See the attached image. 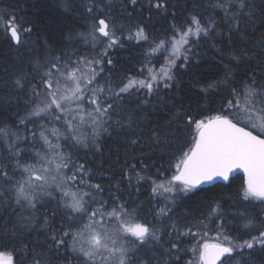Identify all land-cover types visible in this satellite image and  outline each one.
<instances>
[{
    "label": "snow or ice",
    "instance_id": "6c2138e0",
    "mask_svg": "<svg viewBox=\"0 0 264 264\" xmlns=\"http://www.w3.org/2000/svg\"><path fill=\"white\" fill-rule=\"evenodd\" d=\"M150 4L168 8L167 0ZM122 6L136 9L138 0H122ZM209 6L223 13L230 33H239L241 19L255 15L248 0H214ZM87 11L103 13L105 7L92 0ZM94 19L90 31L80 34L91 54L73 47L44 62L29 60L27 70L10 78L8 95L23 102L24 113L13 110L15 119L0 122V209L11 217L0 224V264H248L253 251H264V40L259 52L233 54L223 77L202 89L226 93L215 110L193 116L190 108L173 104L168 129L152 130V142L166 145L170 153L166 168L149 172L148 164L140 170L133 164L106 190L94 182L89 155L102 151L104 137L134 131L136 120L144 119L143 106L152 98L162 100L174 87L193 49L220 33L214 19L191 14L182 25H172L164 39L150 42L143 27L124 36L123 26L118 29L111 17ZM0 29L18 47L28 44L32 32L11 13H0ZM124 39L147 48L139 75L116 79L109 53L123 47ZM256 60L259 64L251 68ZM233 62L237 68L247 63L251 70L237 80L230 70ZM133 98L137 111L130 107ZM11 103L0 96V109ZM235 172L244 176L236 194L244 210L225 212L213 200L206 214L177 217L178 194L228 182ZM144 182L150 183L156 203L139 199ZM248 205L260 212L250 214ZM229 215L239 218L242 235H229ZM212 230L215 242H209ZM34 231L43 236L35 246L13 245Z\"/></svg>",
    "mask_w": 264,
    "mask_h": 264
},
{
    "label": "trees",
    "instance_id": "16d2710c",
    "mask_svg": "<svg viewBox=\"0 0 264 264\" xmlns=\"http://www.w3.org/2000/svg\"><path fill=\"white\" fill-rule=\"evenodd\" d=\"M211 2L214 0H167L168 8L164 11L152 7L150 0H138L136 9L129 6L127 10L123 8L122 0H111V8L108 10L109 0H100L105 11L89 13L87 7L91 5L92 0H0V13L14 14L20 23L32 28L28 44L19 47L11 41L9 34L0 29V96H6L12 101L10 108L6 105L0 109V122L10 123V118L15 119L13 110H18L20 115L24 113L23 102L17 103L13 96L8 95L12 91L9 87L11 76L19 73L21 69L27 70L30 67L29 60L35 62L38 59L44 62L50 54L62 55L73 47L81 54H91V46L83 42L80 34H87L92 25L97 23L94 19L96 15L106 20L111 17L110 23H115L118 29L122 25L121 31L124 36H127L129 31L134 32L137 26L143 27L150 42L164 39L166 34L170 33L172 25H182L191 14H197L205 21L212 18L220 34L211 41L199 43L193 49L189 64L177 71L174 87L166 90L162 100L152 98V103L143 106L145 111L140 113V116L144 119L136 120V124L133 125L134 131L120 130L111 137H104L101 141L102 151L90 154L87 158L94 173V182H100L106 190L109 181L113 184L119 182L123 172L133 164L140 170L146 163L149 165V172L155 171V167L161 165L166 168L170 153L166 145H156L152 142V130L168 129V121L174 110L173 104L176 106L182 104L185 108H190V114L193 116L205 113L206 108L215 110L221 102V97L226 93L212 90L204 92L202 89L223 77L225 65L229 64L233 54H239L241 50L259 52V42L264 40V0H248L254 5L252 11L255 15L251 20L247 17L241 19L239 33L229 32L223 13L210 7ZM129 11L132 13L131 16L128 15ZM70 35L73 37L71 40ZM123 44V47H116L109 53L115 62L112 66V75L116 79L125 75L138 76V69L147 48L143 42L137 44L126 39L123 40ZM250 63L251 68H255L259 60ZM251 68L247 63L239 68L234 62L230 65V70L236 73L237 80ZM130 107L137 111L135 98ZM132 139H137V144H132ZM243 180L242 176H237L228 185L218 184L201 188L202 190H197L189 196L178 194L180 198L175 209L177 217L190 220L206 214L213 200H218L225 212L244 210L245 203L236 196ZM123 183L126 185L127 181ZM133 183L135 185V182ZM132 191L134 196L137 195L134 188ZM150 192V183L144 182L138 195L145 205L156 203L151 200ZM159 202L161 205L166 203L163 197L159 198ZM247 210L250 214L260 212L259 208L253 209L251 205L247 206ZM5 218L11 220L9 211L0 209V224L5 222ZM227 220L232 221L227 223L229 235L238 237L243 234V230L239 228L238 217L229 215ZM215 236L214 230L209 231V242H215ZM37 239L42 240L43 236L34 231L22 235L19 240L13 241V245L24 241L35 246ZM248 264H264V251L260 249L253 251L248 258Z\"/></svg>",
    "mask_w": 264,
    "mask_h": 264
},
{
    "label": "water",
    "instance_id": "95a60500",
    "mask_svg": "<svg viewBox=\"0 0 264 264\" xmlns=\"http://www.w3.org/2000/svg\"><path fill=\"white\" fill-rule=\"evenodd\" d=\"M237 176H242V177L244 178L242 172H235V173L232 174V176L230 177V180H229L228 182L216 181V182H214V183H212V184L202 185L201 188H209V187H213V186L218 185V184L228 185V184L231 183L232 179H234V178L237 177Z\"/></svg>",
    "mask_w": 264,
    "mask_h": 264
},
{
    "label": "rangeland",
    "instance_id": "374dc122",
    "mask_svg": "<svg viewBox=\"0 0 264 264\" xmlns=\"http://www.w3.org/2000/svg\"><path fill=\"white\" fill-rule=\"evenodd\" d=\"M160 63H163V61L161 60Z\"/></svg>",
    "mask_w": 264,
    "mask_h": 264
}]
</instances>
